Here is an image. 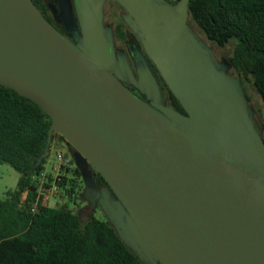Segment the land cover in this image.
Wrapping results in <instances>:
<instances>
[{"label":"water","instance_id":"1","mask_svg":"<svg viewBox=\"0 0 264 264\" xmlns=\"http://www.w3.org/2000/svg\"><path fill=\"white\" fill-rule=\"evenodd\" d=\"M115 1L185 113L148 103L114 71L105 0H76L77 42L33 0H0V84L52 120L37 165L61 135L82 198L146 264H264V137L232 62L189 24L190 0ZM138 71L160 97L142 58Z\"/></svg>","mask_w":264,"mask_h":264},{"label":"trees","instance_id":"2","mask_svg":"<svg viewBox=\"0 0 264 264\" xmlns=\"http://www.w3.org/2000/svg\"><path fill=\"white\" fill-rule=\"evenodd\" d=\"M189 11V24L199 28L210 46L233 44L229 72L242 86L250 80L264 105V0H190ZM169 92L176 106L184 110ZM254 119L264 137V123L259 125L255 114ZM51 122L39 104L0 84V162L11 164L22 174L17 187L0 199V264H146L121 239L107 216L92 215L83 222L69 206L79 199L85 201L84 180L74 159V166L60 175L58 182L63 189L61 197L68 196L69 202L56 207L39 203L31 210L37 175L49 157L37 165L48 146ZM94 179L107 184L98 172Z\"/></svg>","mask_w":264,"mask_h":264},{"label":"flooded vegetation","instance_id":"3","mask_svg":"<svg viewBox=\"0 0 264 264\" xmlns=\"http://www.w3.org/2000/svg\"><path fill=\"white\" fill-rule=\"evenodd\" d=\"M36 1L37 4H35L39 7L43 15L56 28L71 40L77 42V39H75L69 29L71 28L72 19L76 21L78 27L81 29L77 14L76 0ZM127 13V10L117 1L105 0L104 26L110 35L115 51L116 63L114 65V71L118 73L120 79L130 90L148 103H160L164 106H172L176 110L185 113V110H181L178 106H176V103L169 92L170 88H167L168 85L161 72L148 55L139 35L126 21L125 16ZM223 57L224 56H221V58H219L217 56L219 60ZM139 58L146 61L152 76L158 84L160 97L153 88H148L140 82V73L138 71ZM96 185L97 187L102 188L107 184L101 180L99 183H96ZM85 201L87 202L86 207L88 209L94 211L99 207L97 206L95 209H92L90 207V203L87 200Z\"/></svg>","mask_w":264,"mask_h":264},{"label":"rangeland","instance_id":"4","mask_svg":"<svg viewBox=\"0 0 264 264\" xmlns=\"http://www.w3.org/2000/svg\"><path fill=\"white\" fill-rule=\"evenodd\" d=\"M192 26L203 38H205V36L202 35L199 28L195 24L192 23ZM212 48L214 49L216 55L219 58H221V56L228 57L232 53L233 44L229 43L223 48H219L212 45ZM243 87L245 93L250 99V105L254 111L257 122L259 123V125L261 123L263 124L264 105L261 96L258 94V92L254 88L250 80L245 81ZM72 150H73L72 145L68 144L66 140L63 137H61L59 134H56L55 142L52 144L51 153L47 159L46 168L48 167V169H51L52 164L57 161L56 158L57 151L65 152L67 155L71 156L73 160L74 157L72 155ZM21 176L22 174L19 171H17L11 164L0 162V199H3L5 197V194L8 190L15 189L17 187L18 181L21 178ZM66 202H69L68 196H64V197L53 196L49 201V205L51 207H56ZM69 206L75 209L80 214L83 222L88 220L92 215L100 219H106V215L101 210V208L98 207L94 211L88 209L86 207L87 202L83 201L82 199L81 200L79 199L77 204L70 202Z\"/></svg>","mask_w":264,"mask_h":264},{"label":"built area","instance_id":"5","mask_svg":"<svg viewBox=\"0 0 264 264\" xmlns=\"http://www.w3.org/2000/svg\"><path fill=\"white\" fill-rule=\"evenodd\" d=\"M57 161L52 164V168H45L37 175V194L32 203L31 210L34 211L39 203L49 205L51 197H60L63 194V189L58 183L60 175L66 174L67 169L73 167L72 157L63 151L56 152ZM27 197V192L23 195V200Z\"/></svg>","mask_w":264,"mask_h":264}]
</instances>
